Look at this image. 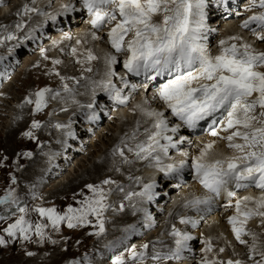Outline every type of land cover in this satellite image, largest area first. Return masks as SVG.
<instances>
[{"label": "snow or ice", "instance_id": "1", "mask_svg": "<svg viewBox=\"0 0 264 264\" xmlns=\"http://www.w3.org/2000/svg\"><path fill=\"white\" fill-rule=\"evenodd\" d=\"M77 3L80 8L69 2L61 4L55 12H49L39 6V0H29L17 10V19L12 24H0V44L16 41L9 48V52H13L22 40L38 39L36 33L39 29L29 27L33 17H43L44 23L55 25L58 18L86 12L92 29L91 38L100 40L97 33L107 28V42L115 54L109 52L102 57L104 72L100 79L87 75L62 76L53 67L49 74L59 77L61 88H40L30 93L19 107L34 105L33 111L40 113L48 107L50 100L74 98L78 87L84 86L90 90L92 99L80 107L87 110L84 113L86 119L94 122L99 119L97 109L101 107L97 103L98 91L116 106H127L131 94L137 91V85L131 84L124 76L114 82L113 78L118 76L115 66L122 64L127 73L143 76L148 84L156 82V87L151 100L145 99L132 109L139 113L140 119L111 149V156L114 159L119 157L123 165L146 161L148 167L161 174V181L144 182L141 176L129 175L127 179L132 183L127 186L111 177L98 184L88 183L84 187L90 195L81 190L78 194L81 199L73 196L78 206L68 204L63 210L55 206H36L32 211L40 219L35 222L27 218L29 209L21 206L15 189L8 188L0 196V221L16 218L2 232L12 241L30 242L36 237L38 242L51 241L52 244L57 241L51 238L47 229L59 232L61 225L69 229L92 226L96 231L90 235L104 236L107 232L105 213L117 210L110 203V197L116 192L123 193V201L128 202L133 215L137 212L144 214L142 227H152L150 213L142 205L156 199L158 188H180L187 171L203 191L184 196L182 209L191 210L202 219L203 214L216 205L218 198L224 196L227 203L223 207L233 209V214L227 218L232 234L247 249L246 259L224 260L212 255L215 251L213 237H207L201 241L204 247L199 264H264V232L248 228L252 220H257L258 226L264 228V49L257 46V43L264 44V0H251L246 11L252 14L240 25L251 33L255 43L237 33L220 39L215 54L208 43L209 34L217 31L208 22L209 0H77ZM214 6L228 11L230 3L229 0H215ZM47 7H51V3ZM257 8L260 11H254ZM20 32L24 33L23 37L18 35ZM67 38L71 39L70 36ZM83 43L79 39L76 41L77 45ZM46 51L41 49L44 59H48ZM71 54L75 63L82 66L83 73H93L92 62L101 59L90 48L81 51L72 47ZM117 54H123V58ZM4 59L0 57V64ZM61 63L58 59L52 61L54 66ZM95 73L100 75L98 69ZM69 80L77 87L70 86ZM81 81H85V85H81ZM152 102L163 108L146 106ZM43 127L39 120H33L23 136L37 140L36 130ZM53 127L64 130L69 137L74 135L71 122L55 123ZM182 127L192 130L203 127L210 139L194 143L187 136L180 135ZM170 150H175L179 158L170 157ZM21 155L31 158L33 154L24 152ZM165 160L171 162L165 163ZM116 171L119 172L120 168L117 167ZM173 180L177 181L174 185L171 184ZM12 183H16L15 177ZM253 188L261 195L238 197L237 190ZM123 201L118 208L121 212L125 209ZM176 215L181 225L192 228L199 225L200 220L191 215ZM121 231L120 237L104 245L107 252L113 253L110 264L179 261L184 252L190 250L189 242L194 239L190 232L173 224L168 232L171 244L157 239L142 244L138 250L135 245L127 244L128 239L139 231L137 225L127 224ZM4 234H0V246H7L9 242ZM121 246L128 253L127 259L123 253L116 254ZM225 250L220 247L218 252L224 253ZM26 254L34 255L33 252ZM234 255L239 256V253L234 252ZM69 264H92V258L84 253L81 259H74Z\"/></svg>", "mask_w": 264, "mask_h": 264}, {"label": "bare ground", "instance_id": "2", "mask_svg": "<svg viewBox=\"0 0 264 264\" xmlns=\"http://www.w3.org/2000/svg\"><path fill=\"white\" fill-rule=\"evenodd\" d=\"M12 2H14L13 6L10 5ZM28 2H29V0H3V2L0 3V13L1 14L4 13V15L0 18V21H1L0 24H12L17 19L16 15H15L17 10H19L25 3H28ZM69 2L72 3L71 0H39V6L45 7L46 10L49 12H55L57 9L60 8L61 4L69 3ZM210 2L213 3L212 0H209V3ZM50 3H51V7H47ZM250 3H251V1L245 3V5H246V8L244 7L245 11L242 9L236 10L235 7H233L232 8L233 15L230 17L225 16L227 14L226 12L222 13V12H224L223 8L218 9L214 5L209 6V9H208L209 21L208 22H209L211 27H213L217 30L215 33L209 34L208 43H209V48L213 54H215L218 51L217 45H218V41L220 39L225 38V37L230 36V35L237 34V33L243 35L247 40H249V42L255 43V38L251 35V33H249L247 30L242 29L240 27L243 20L252 14L251 12L246 11V9L249 7ZM52 6H54V8H52ZM77 8H79V7L77 6ZM8 9L10 12L7 13ZM210 10H211V12H210ZM254 11H260V9L257 8V9H254ZM216 14L220 15L219 18L214 20V21H211V18L214 17ZM238 15H240L241 17ZM76 16H80V15H76ZM220 18H223V19L221 20ZM79 19H80V17L75 18V15L73 16L72 13H70L68 17L58 18L57 23L55 25H52L51 22L44 23L43 17H33L31 19V21H29V27H33V26L37 27L39 29V31H37V32H39L40 34L42 31H44L45 28H50V29L54 30V34L52 33L54 35V40H52V41L43 40V41L45 43L48 42V45L46 48L47 51L56 50L60 56L65 58V62L61 63V65L60 64L55 65L56 66L55 69H59L61 71L60 74L62 76L80 77L81 75H87V76L93 77L94 79H100L101 75H103V72H104V70H103L104 63H103L102 57L104 56L105 53L111 52V50L107 44V41H106L107 37H106L105 32H104L105 29H103L97 33V35H99L101 37L100 40H93L91 38V36L89 35V33L92 30L88 29L87 25L83 21L77 22ZM60 24L62 25L61 27H60ZM25 31H27V29H25ZM23 34H24L23 32L18 33V35H20V36ZM48 34H45L46 36L44 35L45 38L47 37ZM69 36L71 37V39L67 38ZM247 37H250V38L248 39ZM78 39L84 41L85 43L88 42V47L93 48L94 52H98L100 54L101 59L98 61L92 62L91 66L94 69L93 73H83L82 72V66L80 64L75 63V57L72 56L70 60L67 57V51L69 48L71 49L72 47H78V45L76 44V41ZM14 42L15 41H5L4 43L0 44V56L3 57L2 53H3V50L5 48V45H7V46L13 45ZM31 44H33V47L34 46L37 47L39 44V40L38 41L32 40ZM257 44L259 45V43H257ZM84 45H86V44L83 43V44H81L82 47L79 46L78 48H80L81 50H84L83 49ZM260 47L261 46H259V48ZM31 49H32V47H31ZM32 50H30V51H32ZM16 53L17 52H15V54ZM51 55H50V57H51ZM6 57H7V55H6ZM52 57H53V55H52ZM67 58H68V60H67ZM5 61L6 60H4V62ZM5 63H7V62H5ZM69 64L71 66H69ZM6 66L3 67L0 65V77H5L4 71L9 72L12 68V67H9V69H8ZM70 67H74V69H76V70L72 71L71 70L72 68L70 69ZM97 69L99 70L100 75H96L95 70H97ZM68 83L70 84V86L76 87V85L71 80H69ZM85 83H86L85 81H81V85H85ZM56 84L58 87L61 88V86H62L61 81H56ZM5 87H4L5 89L3 92H5V90H7L10 94L13 93V91H11V90L9 91V88H10L9 85L5 86ZM80 88H81L80 90H77V94L75 95L74 98H71V99L56 98L54 100H50L49 101L50 107L48 106L46 109H44L40 113H35L34 116H32L33 115L31 113L32 111H30L27 107L24 106L23 108L19 109V111L14 116V118L11 120L10 128L8 129L9 132L7 133L6 137L3 139V145L4 146L2 147V145H0L1 149H4V147H5V148H7L8 151H10V153L16 147L19 150H22L24 148V146L27 147V145L29 146L27 148L32 147L31 143H29V142L24 143V141H23L26 139V137L23 136V133L25 131L29 130L31 123H32V118L33 119L37 118L36 120H39L44 125V127L42 129L36 130V136L38 139L33 140V143H34V145H39L38 146L39 149H37L36 152H34L35 156L33 157V159L29 160V165L31 163V166L32 165L33 166L29 169L27 168L28 170L24 171L25 174L21 177L22 182L20 184L22 185V188H27V191L36 190L38 188L39 191H42L43 188L40 187L41 183L39 181H42V180L44 181L43 176L46 173V169H47V172L48 171L50 173L53 172L56 177L58 176L59 173H60L61 177H63V176L66 177L65 170H67V168H69L68 165L66 167L60 168L58 170V169H54V167H51V163H53V161H55L54 160L55 157H57V161L60 162L59 160H61L63 158V153H65V152H71V153L76 152L77 153L79 151H82L83 155L85 156V157H82L80 159V161H82V162L78 161V163H77L78 168H80L82 171L80 170L81 172H78V168L74 167L75 172H73L72 176H70L69 178L66 177V179H64L65 178L64 177L63 178L64 180H62V181L60 180L58 182V184L54 185V188L52 190V194H50V195L57 194L60 196H64V194L66 193V191L68 189H71V191L78 193V192H80V190L82 188H84V186L87 184V182L88 183H94V184L100 183L101 181L98 182L97 180L99 178H101L102 175H105L106 178L111 177L112 179L116 180L118 183L124 184L126 186L132 183L131 181H129L127 179V177L129 175L141 176V177H143L144 182H149L150 180L155 179L158 183H160L161 174L155 168L148 167L146 161L137 162L133 165H123L120 163L119 157H116L114 159L111 156V149L119 142L120 138L126 132H129L133 128L136 120L140 119L139 113H134L132 111V109L134 108V106L136 104L143 103L145 99L150 100L152 94H148L146 96H143L140 92V89H138V87H137V91H135L131 94L132 98H131L129 104L127 106H118L115 109L111 106V101L107 100V98L105 97V94L98 91L97 97H98V99H99L98 101L100 103L99 102H97V103L101 107H99L97 109V111L99 113V116L104 118L105 121L107 120V123H106L107 125L104 126L105 125L104 124L103 125L104 127H101L100 125H102V124H99V122H97V124H99V125H97L96 128L94 127V130H95L94 132L97 133V135H96L97 138L96 137H90V138H88V141L86 140L87 142H85V143H84L85 140H82V143L79 145V144H73V140L75 138L77 139V136L75 133L77 131H79L80 133L82 132L85 136H88V134H86V133H88L89 130H93V125H89V123H88L86 125L87 127L84 126L85 128H83L81 123H80L82 119L84 120V122L87 121V119L84 115V113L87 110L82 109L80 107V105H81V103L87 104L92 99L91 92L87 87L80 86ZM125 91H128V90H125ZM5 94H6V92H5ZM63 95H66V94H63ZM103 95H104V97H103ZM9 98H10L9 95H7L3 101L5 102ZM11 100H13V99L11 98ZM7 102H9V101H7ZM63 103H65V105H63ZM102 106L104 107V109ZM146 106L150 107V108H159L158 105L155 104V102H152ZM12 108H14V107H12ZM105 108H109V109L107 110ZM64 109H66V111ZM106 111L109 112V114L107 113L108 115L106 114ZM50 113L53 114V117L49 116ZM64 113L69 114L67 116V118H64L65 117ZM3 115L4 114L0 115V122L1 123H3L4 120H6V118ZM54 120H57L56 122L59 121V123L62 122L63 124H67V123L71 122V125L74 122V120H76L75 128H74V125H72V128H71L74 135L72 137H69L65 134L64 130H61V134L59 133V131L58 132L52 131L51 128L54 125V122H53ZM6 123L9 124L10 122L8 123V121L6 120ZM144 126H146V125H144ZM0 135L2 136L1 133H0ZM180 135H181V132H180ZM188 138L191 139L194 143H200V141H202V140L206 141L207 139H210V137H207V136L206 137L201 136V137H196V138L188 137ZM78 139H79V137H78ZM56 140H58V141H56ZM52 141H53V143H52L53 146L51 145ZM96 141H98L97 142L98 146L96 144ZM41 145H43V147H41ZM77 147H80V150L77 149ZM88 147H91L94 151V153H92L91 152L92 149L90 150L91 157L90 156L88 157L85 154V151L87 150ZM184 147H186V146H184ZM220 147H221V149H223V143H221ZM67 150H69V151H67ZM188 150L194 151V149H188ZM224 150L227 151L226 149H224ZM52 154H55V155L52 156L51 159H49V156ZM128 155H129V158H132L131 154H128ZM75 156H76V154H75ZM169 156L174 158V159L179 158L178 154L176 153L175 150H170ZM67 157H69V156H67ZM59 158H61V159H59ZM77 159H79V158H77ZM69 161L70 160L67 158V162H69ZM22 162H24V161H22ZM67 162H65V163H67ZM170 162H171V160H165V163H170ZM56 165H57V162H56ZM117 167L120 168L119 172L116 171ZM69 170L72 173V171H71L72 169H69ZM184 174L186 175L187 172H185ZM19 175H20V173H19ZM102 178H104V177H102ZM46 179H47V177H46ZM165 183H167V181H165ZM176 183L177 182H172L171 184L174 185ZM44 184H41V185H44ZM25 185H27V186H25ZM106 187H109V186H106ZM111 187H114V186H111ZM133 188H135V190H137V191L139 190V187H137L135 185H133ZM169 190H170V192H172L174 194L173 200H171V198H173V197L165 194V190H162V192H161V188L157 189V192L159 193V195L156 197V199L161 198V202L165 201L164 202L165 203L164 209L167 212L165 214V216H163V215H162L163 217H161V216L159 217L157 215L153 216L152 212L154 210L149 211L146 207L149 202H145L142 205L150 213V216L152 218V227L157 226L159 223L161 226L159 231L154 232L153 236L150 235L152 237H147V240H149V243L153 242V240L156 241L157 239H162L166 242V244H171L172 243L171 237H169L168 239H166V237H167L168 232L171 230V226L173 224H175L178 228H181L184 231L190 230L189 232L192 236H193L192 232H194V230L198 231V237L194 238V240L189 242L190 246L192 244L193 245H195V244L199 245V240H203L204 238H207V237H213V245H214L215 251L212 253V255H214V256L218 255L219 258L224 259V260H227L229 258H234V259L235 258H242V259L247 258L246 257L247 249L243 245H240L235 240L231 229L226 224V220H227L226 216L232 215L233 209H226V208L221 207L219 211H216L215 213H211V214L208 213L205 215V217L200 219V216L198 214L192 212L191 210H183L181 207L182 202H183L182 198L184 196L188 195L189 193H191L193 191H195L197 193L201 192L199 186L195 185L194 183L188 184L185 182V184H183L180 188L177 189V188L170 186ZM259 193L260 192L257 190H246V191H243L241 193V195H243V196H245V195L259 196V195H261ZM115 196L117 198V202H115L114 207L117 210L116 211L112 210L113 211L112 213H114V215L115 214H117V215L110 222V227H111L110 233L106 235L104 242L101 241L103 243H101V245H99V247L102 245L104 246L106 243H108L109 241L114 239L113 238L115 236L114 232H116L118 229H120L119 228L120 226H122V228L124 226H126L129 222V218L133 215L132 209L127 206L128 202L123 201V193L116 192ZM40 199H41V197H40ZM122 201L125 202V209L123 212L118 210L119 207H116ZM31 203H32V201H31ZM150 203L154 204V208L157 209L156 211L158 214L163 211L161 208H159L160 204L156 203L155 200L153 202H150ZM58 207H59V205H58ZM176 213H180L181 215H191L194 218L199 219L200 220L199 225L196 228H192L190 225H181L179 223V217L176 215ZM109 214H110V212H109ZM174 215H175V220H174L173 224H170L168 218L172 219L174 217ZM135 216H138L139 218H137L136 220H134L130 224H133V223L137 224L138 220H139L140 224L144 223V221H143L144 214L143 213L137 212L135 214ZM257 224H258L257 220H252L249 222L248 228L255 230L257 232H260V231L263 232L264 228H260ZM118 233L121 235L123 234L121 230L115 234H118ZM137 233L134 234L135 237H136V235H140L139 232H137ZM131 237H133V235ZM147 240H146V242L148 243ZM143 244H144V242H143ZM141 245L140 244L136 245L138 250L141 247ZM158 247H159V245H158ZM197 247L193 251L191 250V247H190V250H186L184 252L183 258L179 261H172L173 264H176L175 262H177L178 264H199V261L201 259L202 254H203L202 249H203L204 245L202 243L200 247L199 246H197ZM220 247H224L226 249L224 253L218 252ZM232 249H233V251H232ZM198 252H200L199 256H197ZM234 252L239 253V256H235L233 254ZM167 264H172V263L167 262Z\"/></svg>", "mask_w": 264, "mask_h": 264}, {"label": "rangeland", "instance_id": "3", "mask_svg": "<svg viewBox=\"0 0 264 264\" xmlns=\"http://www.w3.org/2000/svg\"><path fill=\"white\" fill-rule=\"evenodd\" d=\"M246 2H247V0L244 3H241L240 6L237 7L236 10H238V9L244 10V7H241V6L243 4L245 6ZM13 4H14V2H12L10 5L13 6ZM52 8H54V6H52ZM9 9L7 10V13L10 12ZM3 15H4V13L3 14L0 13V18ZM219 16L220 15L216 14L214 17L211 18V21L218 19ZM238 16H240V15H238ZM76 17H78V16H75V18ZM220 19L222 20L223 18H220ZM77 22H80V19ZM52 33L54 34V30L50 29V28H45L44 31L41 32V34L39 32H37L36 35H37V37H39L38 39H35V41L39 40V44L37 47L36 46L33 47L34 43L31 44L32 40L31 41H23L22 40L20 43V47L16 48L15 51H13V52H9V48H11L17 42L15 41L13 43V45H8V46L5 45V48L3 50L2 55H3V57H5L4 60H6L5 62H7V63L3 62V64H0V65L3 67H5L7 65L6 67L8 69H9V67H12V68L9 71L10 73L4 71L5 77H0V82H1L0 83V86H1L0 87L1 88L0 89V95H1L0 96V115L4 114L3 116L6 118L8 123L10 122L9 124L6 123V120H4V122H5V123L3 122L4 124L0 122V133L3 136L2 137L0 135V145H2V147L4 146L3 145V139L6 137L7 133L9 132L8 129L10 128L11 120L14 118L16 113L21 108L19 106L21 104H23L25 98L28 97L30 93H33L40 88L51 87L53 89H60V87H58L56 84V81H60L59 77H57L55 75H50L49 73L51 72L53 67H56L52 64L53 60L58 59V60H61L63 63V62H65V58L60 56L56 50L46 51L45 54L47 55L48 59H44V55H42V53H41V49H46L47 45H48V42L45 43L43 40H48V41L54 40V35ZM45 34H48L46 37L47 39L45 38V36H46ZM23 35H21V37H23ZM247 38L249 39L250 37H247ZM84 44H86V45H84L83 49L90 48V47H88V42H86V43L84 42ZM79 46H81V45H78V47ZM257 46L258 47L261 46L260 48L264 49V44H259V45L257 44ZM31 47L33 50L31 49ZM90 49L93 50V48H90ZM30 50H32V51H30ZM81 51H83V50H81ZM15 52H17V53L15 54ZM94 53L97 56H100V54L98 52H94ZM51 54L53 55V57ZM6 55H7V57H6ZM50 55H51V57H50ZM72 56L73 55L71 54V49L69 48L67 51V57L70 60ZM0 57H2V56H0ZM68 58H67V60H68ZM70 64H69V66L72 65V64L71 65ZM70 69L72 71L76 70V69H74V67H70ZM56 70L60 71L59 69H56ZM103 70H104V67H103ZM60 73H61V71H60ZM7 84L10 87L9 91L10 90L13 91L12 94H10L7 90H5L6 94H5V92H3L4 89L6 88L5 86H8ZM78 88H79L78 90L81 89L80 87H78ZM5 95L6 96L9 95L10 100L7 99V101H9L10 103L7 101H5V102L3 101L6 98ZM11 98L13 100H11ZM81 104H85V103H81ZM63 105H65V103H63ZM48 106L50 107V105H48ZM12 107H14V108H12ZM25 107H27L30 111H32L31 112L33 114L32 116H34V114H35V112L33 111L34 105H25ZM107 113L109 114L108 111H107ZM68 115L69 114L64 113V116H65L64 118H67ZM49 116L53 117V114L50 113ZM36 119L37 118H35V119L32 118V121L36 120ZM102 119H103V122L100 123V124H102L100 126L104 127L107 125L106 124L107 120L105 121L104 118H102ZM56 121L57 120L53 121L54 124L59 123V121L58 122H56ZM60 123H62V122H60ZM80 123H81L82 127L85 128V127H87L86 125L89 122L88 121L84 122V120L82 119ZM72 125H74V128H75L76 120H74ZM89 125H92V124L89 123ZM51 130L57 131V132L59 131V133L61 134V130H58L54 127H52ZM94 131H95L94 129L89 130V132L87 131L88 133H86V134H88V136H85L82 132L80 133L79 131H77L75 133L77 136V139L75 138L73 140V144H79L80 145L82 143V140H85L84 141V143H85L88 141V138L96 137L97 133ZM78 137H79V139H78ZM23 141H24V143H27V142L31 143L32 147L27 148V147H29L27 145V147L24 146V148L22 150H19L16 147V148H14V150L11 153L5 147H4V149L0 148V196H2L8 188L15 189L16 194L21 201V206H27L29 209L27 218L33 220L34 222L37 221L38 219H40L38 217V214L35 213L34 211H32V209L35 208L36 206H43V207L55 206V207H57L58 210H63L64 208L67 207L68 204H73V206H78V205H76L75 200H73V196L75 195L76 199H81L82 197L78 195L80 192L76 193L74 191H71V189H68L66 191V193L64 194V196H60L57 194H55V195H50V194H52V190L54 188V185L58 184V182L60 180L62 181L64 179H66V177L69 178L70 176H72L73 172H75L74 167L78 168V165H77L78 161H80V159L82 157H85L83 155V152L82 151H79L77 153L76 152H72V153L71 152H65L66 154L63 153V158L62 157H61L62 159L59 158V159H61V160H59L60 162H58L57 157H55V159H54L55 161H53V163H51V167H54V169L59 170L60 168H64L68 165L69 168H67V170H65L66 177L65 176L61 177L60 173L56 177L53 172H51L52 173L51 174L49 171L47 172V169H46L47 174L45 173L44 176L42 175L44 178V181L43 180L39 181L41 184L45 183L44 185L40 184V187H42L43 190L39 191V189L37 188L36 190L27 191V188H22V185L20 184L22 182L21 177L25 174L24 171H27L29 168H31L33 166V165L31 166V163L29 165V160L33 159V157L35 156L34 152H36V150L39 149V147H38L39 145H34L33 140H29L28 138H26ZM56 141H58V140H56ZM97 142L98 141H96V144H97ZM52 143H53V141L51 142V145H52ZM97 146H98V144H97ZM77 149L80 150V147H77ZM91 149H92L91 147H88L87 150L85 151V154L88 157L89 156L91 157V155H90L91 152L94 153L93 149L92 150ZM90 150H91V152H90ZM67 151H69V150H67ZM20 152L21 153L32 152L33 155L31 158H28V157L21 155ZM75 154H76V156H75ZM67 156H69V157H67ZM5 157H7V159H5ZM67 158L70 160L69 162H67ZM77 158H79V159H77ZM22 161H24V162H22ZM56 162H57V165H56ZM65 162H67V163H65ZM80 162H82V161H80ZM69 169H72L71 170L72 173L70 172ZM80 170L81 169L78 168V172L82 171V170L81 171ZM19 173H20V175H19ZM13 177H15V179H16L15 184L12 183ZM46 177H47V179H46ZM102 177H104V178H102ZM105 178H106V176L102 175L101 178H99L97 181L100 182L101 180H103ZM87 184H88V182H87ZM25 186H27V185H25ZM169 188H161V192H162V190H165V194L173 197L174 194L172 192H170ZM81 190L84 191L85 195H90V193H88V191L85 187L82 188ZM33 193L35 194V198H33ZM115 195H116V193H114V195L112 197H110V203H112L113 206L115 205V202H117V198ZM40 197H41V199H40ZM173 199H174V197L171 198V200H173ZM30 200L32 201V203ZM155 202L160 204L159 208H161L163 210L161 213H159L160 215L157 213V211H156L157 209L154 208V204H151L150 202L146 206L147 209L149 211L154 210L152 212L153 216H156V215L159 217L165 216V214L167 213L166 210L164 209V206H165L164 202L165 201L161 202V198H159V199H155ZM58 205H59V207H58ZM116 207H119V205H117ZM0 210H2V209H0ZM109 212H110V214H109ZM112 212H113L112 210H109L108 212L105 213L107 232L104 236H101V237H97L95 235H90V233H93L96 231V229L92 226L69 229V228H67L66 225H61L59 232H56V231L52 230L51 228L47 229V232L51 236V238L53 240L57 241L56 244H52L51 241L38 242V239L36 237H33V240L30 242H26V241H23L20 239L12 241L6 236V234H4L2 232V230H3V228L7 227L8 223L14 222L16 217H12L11 219H9L7 221H0V234H4L5 239L9 240L7 246H0V264H69V262L74 260V259H81L84 253H87L92 258V264H110V257H111V255H113V253L107 252V250L104 249L103 245L100 247H99V245H101V243H103L105 241L106 235L110 233V229H111L110 222L117 215V214L114 215V213H112ZM17 215H19V214H17ZM137 218H139V217L132 215L129 218L128 224L132 223ZM168 220H169L170 224H173V222L175 220V215L172 219L168 218ZM142 224L143 223H141V224L139 223V220L137 221L136 225H137V227L139 226L138 232L140 235H136V237L133 235V237H130L128 239V242H127L128 245H135L136 246L139 244L140 245L143 244V242L145 243L147 240V237H152L154 232L159 231V229L161 228L160 223L155 227H142L141 226ZM119 228L120 229H118L116 232H114L115 236L113 237L114 239H112V240H115L117 237L121 236V234H119V233L115 234L122 229V226H120ZM189 231L190 230H188V232ZM263 232H264V230H263ZM192 233H193L194 238L198 237V231L194 230V232H192ZM150 235H152V236H150ZM168 238H169V236L167 234L166 239H168ZM101 241H103V242H101ZM147 241L149 243V240H147ZM201 241L202 240H199V245H196L195 243H194L195 245L192 244L190 246L191 250L192 251L195 250V248L197 246L200 247L202 244ZM232 251H233V249H232ZM27 252H33L34 255L28 256L26 254ZM120 253H123L125 258L127 259L128 253L126 251H124L123 246H121L120 248L117 249L116 254H120ZM199 255H200V252H198L197 256H199ZM170 262L173 264L172 261H170ZM175 263L178 264L177 262H175ZM149 264H151V262H149Z\"/></svg>", "mask_w": 264, "mask_h": 264}]
</instances>
